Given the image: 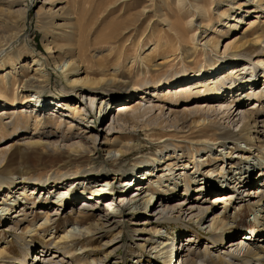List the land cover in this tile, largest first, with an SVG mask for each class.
<instances>
[{
	"label": "bare ground",
	"instance_id": "obj_1",
	"mask_svg": "<svg viewBox=\"0 0 264 264\" xmlns=\"http://www.w3.org/2000/svg\"><path fill=\"white\" fill-rule=\"evenodd\" d=\"M28 1L30 0H22L25 6L19 3L15 6L16 3H14L0 10V140L9 137L12 133L25 130L31 122L35 130L46 126L52 121L45 115L51 108L59 110L62 115H69L71 119L83 120L81 106L90 108L99 102V113L103 118L107 117L113 106V111L116 113V116L112 117L109 132L114 131L111 135L115 133L117 135L115 138L112 136V140L106 138L100 149L104 151L107 158H112L114 153L118 154L116 163L126 159L128 155L132 156L144 146L139 140L125 141V134L121 132L128 130H130L128 132L149 130L151 134L156 133L161 140L160 144L173 140L174 134L170 131L174 130L173 132L188 134L184 140L189 142L194 140L195 144L205 145L206 148L217 145L222 148L224 143L221 142L224 140L232 142L243 140L247 142V145L244 149L234 148V145L226 148L223 156L227 162L218 164L215 168L216 159L210 161L213 165L209 166L208 163H203L206 159H197L195 155L176 160L175 155L170 153L163 160L152 159L151 167L140 166L138 179L135 176L133 180L131 178L125 180L123 191L127 193L124 195L127 197L121 196L118 200L112 198L117 204V209L111 211L109 206L112 203L109 199L105 200L100 214L95 216L96 218L92 223H88L87 227L83 225L92 219L94 212L91 210L95 208L92 206L93 208L90 209V203L94 201L100 204L99 200L106 198L107 195L113 197L114 194H118L110 181H99L101 178H106L103 177L104 174L100 173L99 176L95 175L87 179L92 186L87 185L86 179L83 183L72 180L67 185L56 181L40 183L39 179L25 176L11 178L10 158L15 159L28 150L24 147L14 148L15 143L10 144L9 148L0 147V212L2 216L12 212L9 214L8 221L10 224L14 223L7 229L16 231L15 228L21 223L20 221L27 219V209L34 208L33 206L37 203L30 201L29 197L40 193L44 195V191L49 197L38 202L42 208L37 212L43 216V220L38 224L33 223L29 232L38 234L40 231L51 229V222L56 221V216L62 215L58 211L66 194L67 202H69L67 204L72 206V211H75L76 215L74 224H71L72 228L68 231L59 237L53 234L48 235L50 240H55L51 245L53 252L42 246L32 247L21 240L24 247L20 252L21 258H7L12 254V249L6 246L0 249V264H63L66 253H70V248L73 246V231H77L80 237L84 234L86 238L97 236L102 240L106 239L111 231H116L108 241L102 244V247L103 245L110 247L122 234V226L114 221L121 219L124 214L152 213L149 216L152 220L151 224L161 225L164 222L181 224L184 216L187 217L193 212H196L195 216L200 222L208 208L214 209L216 206L221 208L207 220L202 228L203 231H209L212 234L204 247L200 249L197 246L196 237H186L182 240L180 234L173 237L162 236L156 230L155 237H158L156 242L158 244L154 249V256L161 259L162 264H172L176 255L182 258L181 264H264V189H254L256 178L260 176L264 178V110L263 106H260L261 101L264 103V21L263 23L260 21V24L255 26L259 18L255 17V20L248 23L247 28L225 43L221 55L218 52L220 44L217 36L225 32L216 31L209 22V13L213 7H226V10L219 14L220 21L217 23L219 27L237 29L238 25L244 21L234 16L239 9L247 8L246 4H251L252 8L248 9V14L264 15V0H244L241 4L239 3L242 0L239 2L236 0H147L148 2L112 0L100 12L103 15L107 11H112L122 16L121 20L106 24L108 35L115 40L109 41L108 35H105L101 43L107 46L116 44L112 59L115 61L122 59L125 48L123 43L130 38H133L135 49L140 46L142 39L154 44L144 56L138 54L133 59V68L120 67L110 73L106 69L103 70L100 65H96V70H94L95 65L90 66L94 70L93 74L100 78L87 76L79 78L82 72L86 73L83 66L91 62L85 55L94 44V39L91 42L89 38L96 31L99 32L96 27L100 17L95 16V22L91 26L87 16L90 11L96 10L94 1L44 0L36 12L37 28L43 34L42 40L46 43L44 47L49 51L47 54L61 69L60 73L67 88H64L63 99L51 101L44 99L40 102H38L39 95L50 82V74L45 71L49 66L48 61L40 54L35 55L29 50L25 38L19 40L23 37L27 20ZM195 21L199 23L196 25ZM224 21L236 25L227 26L228 24ZM106 29H104L105 32ZM208 32L213 35L200 44L198 38L203 35L204 38L209 37ZM14 43L18 44L11 47ZM51 51L59 54L52 56ZM212 54L216 55L215 62L209 57ZM99 62L103 61L99 60ZM187 64L193 67L190 71L194 73L190 76H186L190 73L186 71L190 69L186 66ZM176 66H179L177 72L186 76L182 81H177V76L172 81L166 78L167 71L173 70ZM197 67L201 69L196 70ZM224 67L228 68L222 70ZM244 73L245 75L248 73L247 77L242 76ZM149 75L154 76L153 83L144 82ZM237 78L241 82L231 86L230 83ZM260 81H263L262 91H259L258 87L254 88ZM69 93L77 97L78 101L74 102L76 99L70 98ZM243 94L248 101L255 99V103L244 105L245 102L239 99ZM179 103H182L183 107L179 111H173L172 107ZM167 104L171 105V108L166 113ZM41 114L44 116L40 117ZM58 120L61 125L62 119ZM238 126V132L231 130L232 127ZM19 139L24 141L25 138ZM97 140L96 134L82 136L80 143L78 142L75 146L76 149H82L88 154L87 160L90 161V166H97L93 158L96 148L88 149L84 144L88 142L95 145ZM23 145L26 148L30 146L35 148L38 142L32 141ZM167 147L172 150L175 148L172 144ZM233 149L235 152L232 153ZM257 150L261 152L257 154L258 157L256 155L260 161L250 164L248 161ZM244 162H246L245 166L242 165ZM192 169H195L194 173L196 171L201 173L203 177L201 181L194 180V177L182 178L185 174H193ZM232 171L234 172L230 179L225 178V175L230 176ZM257 174H259L258 177H255ZM178 180L184 183L179 184ZM210 180L216 181L217 191L215 188L216 192L213 193L215 196L211 198L209 205L205 204L211 199L205 198L202 204L189 206L196 204L195 201L199 200V197L192 201L186 198L192 191L191 183H197L193 192L201 194L211 191L210 186L207 190ZM230 185H232L231 188ZM62 186L65 187L62 188ZM247 187L248 191L245 192L244 189ZM260 187L264 188V186ZM127 188L128 190L125 191ZM178 188L183 190L184 197L168 203ZM61 190L67 193L63 194ZM52 194L57 196L55 201L52 200ZM70 195H72L71 198H69ZM78 197H82L84 201L74 208ZM54 203L59 209H53L52 214L46 212L47 206ZM230 204L235 205L233 216L228 215L226 211ZM243 206H246L253 217V227L251 226L248 231L254 233L252 230L256 229L255 235L251 236V242L245 247H243L244 240L249 238L251 233L240 235L235 242L232 241L231 236L226 238V232L236 227L235 218L244 210ZM111 214L113 218H110ZM144 223H146L144 226L149 224ZM74 226L79 228L74 229ZM83 228H87L86 234ZM134 231L137 234L134 237H141L143 236L141 233L147 232V229L144 227ZM219 241L222 247H218ZM225 241H227L226 244L223 243ZM137 249L142 253L145 248L140 245ZM147 254L149 255L148 252ZM116 262L114 261L113 264H117Z\"/></svg>",
	"mask_w": 264,
	"mask_h": 264
},
{
	"label": "rangeland",
	"instance_id": "obj_2",
	"mask_svg": "<svg viewBox=\"0 0 264 264\" xmlns=\"http://www.w3.org/2000/svg\"><path fill=\"white\" fill-rule=\"evenodd\" d=\"M93 1L96 4V8H95L96 10L93 9V11H90V13L87 15L89 18L88 17L87 18H88L89 24H91L92 26L93 23L95 22L94 20L95 16L100 17V21L98 22V26L96 27L97 30H99V32L96 31V33L91 35L89 38V41L91 42L94 39L93 40L94 44L85 55L91 60V62L88 65L83 66V70H85L86 73L82 72L79 78H84L86 76L89 78H92V77L100 78V77H97L95 74H93V71L96 70L97 68L96 65H100L103 70L106 69L110 73L113 72L115 69L118 70L120 67L126 68V69L133 68V65H134L133 59H135L138 54H140L141 56H144L146 53H148V51H150V49H152L151 47L154 44L153 42L149 40L142 39L141 43L139 44L140 46L138 45L139 47L135 49V46L133 44L134 42L133 38H130L131 41L129 40L126 43H123L125 48L123 50L122 59H119L117 61L112 59V57H114L113 56L114 51H115L114 48L116 44L115 45L108 44L107 46V44H101V43H103V40H104L103 37L105 35H108L109 33L106 29L108 27L106 24L109 22L114 23L116 20L119 21L121 20L122 16L121 15L118 16L117 13H112V11H107L106 13H103V15L100 14V12L108 4H110L112 0H93ZM146 1L147 0H145V2ZM239 1L241 0H236V2H239ZM243 1L244 0H242V2H240L239 4L243 3ZM43 2L44 0H30L27 2V15H26L27 20L25 23V28L23 29L24 30L23 35H22L23 37L19 39V40H22L23 38H25L26 39L25 41H26V44L29 50H31L35 55L40 54V56H42L43 59H46L49 64V66L46 67L45 71L50 74V82L47 88H44L42 93L39 95L40 98L38 102L44 99H46L47 101H51L55 99H63L64 98L63 96L65 95L64 88H67V84L60 73L61 69L58 67V65H55L53 63V61L47 54V52L49 51L46 50V47H44L46 43H44L42 40L43 34L37 28L38 24H37L36 12L42 6ZM18 3L21 6H25V3H22V0H0V10L3 9L2 7H7L10 4H14L16 6L18 5ZM246 5L248 6L247 8L244 7L242 10L239 9V12H237L236 15H234L238 17V19L244 20L241 25H238L237 29L219 27L217 23L220 21L219 14L225 11L226 7H219V6L213 7V10H211V12L209 13V22L211 25L214 26V29H216V31L221 30L225 32L226 34V35L223 34V35L217 36L219 39L218 40L219 44H220L218 48V52L220 53V55L223 52L225 43H227L228 40L231 39L236 34L242 32L243 29L247 28L248 23L250 21L255 20V17H259L255 26L260 24L259 23L260 21H262L261 23H263L264 15L260 16L259 14V16H256V14H248L249 13L248 9L252 8V6L251 4H246ZM86 10L87 11L89 10L88 5H87ZM224 22L225 24H228L227 26L236 25L235 23H231L228 21H224ZM99 23L102 25H100ZM198 23H199L198 21H195L196 25ZM156 28L158 29L159 26ZM104 29H106V32ZM208 34L210 35L207 38H204V35L201 36V38H198V41L200 42V44H203L205 41H207L208 38H210L213 35L212 33H209V32ZM108 40L114 41L115 39L114 38L112 39V37L108 35ZM118 43L121 44L122 42L121 43L118 42ZM17 44L18 43H14L11 47H15ZM50 54L54 56L59 53H56L55 51L53 52L51 51ZM209 57L210 59H213L214 62L217 60L216 55L214 54L210 55ZM29 60H28V63H29ZM99 60L103 62L98 63ZM92 65L93 66L95 65L94 70L90 68V66ZM179 66H184V65H179ZM179 66H176L171 71H167L166 78L172 81L177 76L178 78L177 81H182L184 80V77L190 76L191 74L194 73V71L193 72L190 71V70H193V67H190L189 64H187L186 66L189 67L190 69L186 71L190 73H187L186 76L185 74L183 75V73H178L177 69ZM227 68L228 67H224L222 70H226ZM199 69L201 68L200 67L196 68V70H199ZM31 70H34V69H31ZM156 72L159 73L160 71L159 72L156 71ZM247 74L245 75L244 73L242 76L245 75V77H247ZM146 79L147 80H145L144 82L149 81L153 83L152 80H155L154 76H150V75L147 76ZM133 81L134 80H132V82ZM239 82L241 81L240 79L237 78L236 80H233V82L230 83V85L231 86L236 85ZM262 82L263 81L258 82V84H256L254 88L258 87L259 91H262ZM68 95L70 98L76 99L74 102L78 101L77 100L78 98L77 97L75 98L73 94L69 93ZM239 99H242V101L245 102L244 105H249L251 103L253 104L256 101L255 99H251L250 101L246 100L244 94ZM99 104H100L99 102H96V104L90 108L88 106L87 108L81 106V110H83L81 111L84 117L83 120L71 119L69 115L67 114L62 115L60 114L62 112H59V110L51 108L48 111H46L45 115L48 116L50 119H52V121L49 124H46V126H42L40 129L35 130L31 122L28 128L25 127L26 128L25 130L17 131L15 133H12L9 137H5V139H1L0 147L5 146L6 148H9L8 146L10 144L15 143L13 146L14 148L24 147V149L28 150V152L24 153L23 155L21 154L18 157H15V159H13V157L10 158L11 163L9 164V170L12 174L11 178L25 176L26 178L39 179L38 182L40 183H42L43 181L47 183H52L53 181H56L58 183L60 182V183H64L68 185L70 184L72 180H76L77 182L80 181L79 183H83L84 182L83 180L86 179L85 181H87V179L102 173L104 174L103 177H106V178H101L99 179V181H110L112 187H114L115 192H118L120 196H124L126 195V193H121V192H124L123 189L125 188L124 186L126 184L124 183L125 180H129L130 178L133 180L135 176L136 178H139L140 166H143L146 168L149 167L150 165H152V159H157L160 161V160H163V158L166 157L170 153L175 155L176 160L177 158L187 159L188 157L195 155L197 159H200V160L206 159L205 161H203V163H208L209 166L213 165L212 162L210 161H213L214 159H216V161L214 162L215 163L214 168H215V166H217L218 164L227 162V160L223 156V153L226 152L225 150L226 148H230V146L234 145L233 146L234 148L238 147V148L244 149V147H246L247 145V142L243 140H240L239 142H236V141L232 142V141L224 140L223 142H221V143H224L222 145V148H219L221 147L220 145H217L216 147H212V148H206L205 145L199 146L195 144L194 140H192L191 142L184 140V138H186L188 134L182 133V132H176V131L173 132L174 130L170 131L171 133L174 134V136H172V138L174 139L170 141H165V144H160L161 140H159V137L156 135V133L151 134L149 130L136 131V132H128L130 131L128 130L125 132H121L125 134L124 140L127 142L131 140H139L143 143L144 146L142 149H138V151L136 152L134 151L135 153L132 156L128 155L126 159H123L122 161L116 163L115 159L119 158L118 154L114 153L113 154L114 156H112V158H107L104 151L100 150L106 138L112 140L113 139L112 136H114L115 138V136L117 135L116 133L114 135H111L114 131L109 132V129L112 126V117L113 115L116 116V113L113 111L114 106L112 107L111 109L112 111L107 115V117L103 118L101 116V113H99V107H100ZM260 106H263L262 108L264 110L263 101L260 102ZM182 107H183L182 103H179L175 107H172V109H174L173 111H179ZM166 108H167V111H166L167 113L169 111V108H171V105L167 104ZM41 115L40 117L44 116L43 114ZM58 119H62L63 123L61 125H59ZM67 125L68 126L70 125V129H68ZM231 130L233 132H238L239 126L235 128L232 127ZM83 132H86V133H83ZM91 134L98 135L97 142L95 143V145L94 144L92 145L91 143L86 142L84 146L88 149H91L93 147L96 148L95 149L96 152L93 153L94 155L93 158L95 159L97 166L96 165L90 166L89 164L91 163L89 160H87L88 154L86 152L84 153L82 149L78 150L75 148L76 144L78 142L80 143V137L81 138L82 136L88 137V135H91ZM21 137L25 138L24 141L19 139ZM178 140H183V141H178ZM32 141L38 142V146H36L35 148L32 146L26 148L23 145L24 143H30ZM169 144H172L173 146H175V148L173 150L172 148L168 149L167 145ZM253 145L257 146L256 143H253ZM233 152H235L234 149L232 153ZM257 154H261V152L259 150L254 152V155H252L250 158V160H254V161L249 160L248 162H250V164H255L258 161H260V159L257 158L258 157ZM218 158H221V159L218 160ZM245 163L246 162H244L242 165L245 166ZM194 171L195 169H192L191 172H193V174H185L182 178H193L194 177L193 178L194 180L200 179L201 181L203 179V177L201 176V173H199L198 171L194 173ZM233 172L234 171L230 173V176L225 175V178L228 179L229 177H231V175H233ZM106 173L108 174L106 175ZM258 175L259 174H257L255 177H258ZM141 176L142 175H140V177ZM127 177L129 178L127 179ZM163 181L164 180H162V182ZM215 182L213 180H210L209 184H207L208 185L207 190L209 189V186H210L211 191H208L207 193L204 192L201 194H196L195 192H193V190L196 188L197 183H194V184L191 183L192 191L186 196V198L188 199V201L190 200L192 201L196 197H199L198 198L199 200L195 201L196 204L189 205V206L193 207V206L198 205V203L200 205L205 200V198L207 200V199H211L212 197H214L215 194L213 193L217 191V187H216L217 185ZM86 183L87 185L90 184L89 186H92L89 180ZM86 183L84 185H86ZM178 183L183 184L184 182L182 180H178ZM255 184H256V187L254 189L256 190L257 188H259V190L264 189L263 187H260V186H264L263 176L256 178ZM231 186L232 185H230L229 187L231 188ZM64 187L65 186H62V188ZM215 188H216V191H215ZM218 189L220 188L218 187ZM247 189L248 187L244 189L245 192L248 191ZM60 192L63 194L67 193L65 192V190H61ZM44 193H45L44 195L43 193H40L36 196L32 195L29 197L30 201L33 200L34 202L36 201L37 203H35V206H33L34 208L27 209L28 217L26 220L20 221L21 223L18 224L17 227L15 228L16 231L7 229L9 225L10 226L14 225V223L10 224V221H8L10 217L9 214L12 212L4 216H2L0 212V249H3L6 246L12 249V254H10L7 258H15V259L21 258L20 252L23 251V248H24L23 242L21 240H24V242L28 243L32 247L42 246V247H46L52 250L53 252L54 250L51 245L55 242V240H50L48 238V235L53 234V236L59 237L62 233H65L70 228H72L71 224H74L76 215L74 214L75 211H72V206H69L67 204L69 202H67L68 195L66 194L64 195L65 199L62 200L60 209L59 207H57V205H55V203L50 204V206L49 205L47 206L46 212H49L50 214L54 212L53 209H57V208L59 209L58 212L62 213L61 216L59 215L56 216L57 217L55 218L56 221L51 222V226H52L51 229L49 231L48 229H46V231L44 232L40 231L38 234H33L32 232H29L32 229L33 223L38 224V223H41L43 220V216L37 214V212H39L40 211L39 209L42 208L41 204H39L38 202H41L42 199H46L47 196L49 197L47 192L44 191ZM182 193H183V190L178 188L176 194L172 196V198L170 199L168 203L182 199L184 197ZM73 194L74 193H72V195ZM72 195H70L69 198H71ZM117 195L115 196L114 194L113 197L107 195L106 198L99 200L100 204L94 201L90 203V209L92 206L95 207L93 210H91L94 212V214H92V219L83 226L87 227L88 223H92V221L100 214L101 208H103V203L105 200L107 201L109 199V202L112 203L111 204L112 206L111 205L109 206V209L111 211L112 209H117V204L112 199V198L115 199ZM51 196H53L52 200L55 201V198H57V196L56 195L54 196L53 194ZM81 198L78 197L76 199L78 201H76L74 208H77L79 204L84 201V199H81ZM211 201L212 199L207 200L205 205L208 206L209 202ZM28 206L30 207V204ZM234 206L235 205H231V204L227 206L226 211L228 215L233 216V213H235V210L233 209ZM220 208L221 207H217V206L214 207V209L208 208L207 212L204 214L203 220H201L200 222H198V219L195 216L196 212H193L191 215H187V217L184 216L185 218L182 220L181 224L165 223V222L162 223L161 225L151 224L152 220L150 219L149 216L152 213L139 212L137 215L124 214L122 215L121 219H118V220L116 219L114 221V222H119V225L122 226L121 236L118 239H116L115 242H113L114 244L113 246L104 247L106 245H103L104 248L102 247V244L108 241L116 231H111L110 233H108L106 239L104 240H102V238H97V236L86 238L84 237V234L82 237H80L79 235H77V231H73V238H72V241H74L73 246H71L70 248L71 249L70 253H66L65 255L66 258L63 264H67L66 262L71 263V264H113L114 261H117L116 262L117 264H162L161 259H158L157 257L154 256V249L158 244L156 243L158 237H155V234L157 232L156 230H158L159 232L157 233L162 236L171 235L173 237V236H176L177 234H180L182 240H184L186 237H192V236L196 237L197 246H199V248L201 249L202 247L206 245V243L209 242L208 238L212 235L209 233V231L207 232L203 231L202 228L204 224L207 223V220H209L211 216L214 213H216ZM243 208L244 210L241 211V214L239 213V215L235 218L236 227L232 228L231 231L226 232V236H227L226 238H228V236L233 237L232 238L233 242H235L240 237V235L247 233V231L245 230L249 229L251 226L253 227V223H252L253 217L251 215V212L247 211L246 206H243ZM110 218H113L112 214L110 215ZM144 222H148L149 224L144 226V224H146ZM131 223L135 225H129ZM111 227L112 226H110V228ZM144 227H146L147 232L141 233V235H143L141 237H134L136 234L134 229L140 230V229H143ZM76 228H79V227L74 226V229ZM86 229L87 228H83V232L85 234L87 232ZM252 231H254L255 233L256 229H253ZM138 240H144V241L139 242ZM227 241L223 243L226 244ZM218 244H219L218 247H222V244L220 241L218 242ZM140 245L144 246L145 248L144 251L146 252L144 251L142 253L138 252L137 247ZM135 246L137 247L135 248ZM157 250H159V248ZM147 252L149 253V255L147 254ZM150 255H153V256L150 257ZM92 262H95V263H92ZM176 262L177 261L175 260L172 262V264H175Z\"/></svg>",
	"mask_w": 264,
	"mask_h": 264
}]
</instances>
